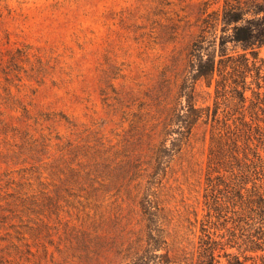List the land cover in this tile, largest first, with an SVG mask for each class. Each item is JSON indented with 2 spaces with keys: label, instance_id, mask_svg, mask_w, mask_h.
I'll use <instances>...</instances> for the list:
<instances>
[{
  "label": "rangeland",
  "instance_id": "374dc122",
  "mask_svg": "<svg viewBox=\"0 0 264 264\" xmlns=\"http://www.w3.org/2000/svg\"><path fill=\"white\" fill-rule=\"evenodd\" d=\"M226 2L264 0H0V264H118L152 236L181 264L209 237L220 264L254 256L229 213H207L210 149L242 138L243 108L228 90L215 100L217 74L197 81L205 110L184 127L192 45L218 51Z\"/></svg>",
  "mask_w": 264,
  "mask_h": 264
},
{
  "label": "trees",
  "instance_id": "16d2710c",
  "mask_svg": "<svg viewBox=\"0 0 264 264\" xmlns=\"http://www.w3.org/2000/svg\"><path fill=\"white\" fill-rule=\"evenodd\" d=\"M222 21L226 26H230L231 31L227 36L223 34L219 37L218 51L214 49L213 52H203L205 38L192 45L189 54L193 71L192 81H188L183 88L187 107L184 127L189 132L191 127L202 119V111L205 110L195 103L197 81L204 80L206 86L210 87L214 75L217 74L219 78H215V100L228 90L236 95V111L239 107L243 108L238 116V130L242 138H231V144L227 147L226 143L217 140V144L210 149L207 182L211 190L208 194L211 201H206L207 213L210 216L213 211L212 214L216 217H224L229 213L228 219L225 220L231 224V227L227 228L231 237L241 240L240 245H244V252L254 253V256L244 255V258L240 259L237 254L225 252L224 255L229 256L227 264H264V178L261 183L256 181L262 179L258 173L264 176V156L260 153V149L264 151V91L260 97V91L252 89L256 101L245 94L249 87L246 86L248 75L252 77L258 89L264 88V58L259 57L258 51V48L264 46V2H251L244 6L239 2L234 5L226 2ZM228 41L239 45L242 51L236 54L228 52L225 47ZM211 44L216 45V38ZM247 101H250V104L245 107ZM244 108L251 109L250 121L246 120ZM217 111L216 106L210 114L212 120L218 121ZM208 117L209 114L206 113V118ZM156 158L161 159L160 152L156 154ZM213 172H216L214 177L210 175ZM220 185H223V188H220ZM221 190L223 195L214 194L215 191ZM152 237L154 246L148 242L141 253L134 252V258L130 261L122 260L118 264H181L172 260L168 251L158 253L159 247L156 246V239ZM217 243L211 237L199 241L197 264H220L215 256ZM234 246L230 244V247ZM259 251L262 253L259 254ZM256 258L260 260L257 261Z\"/></svg>",
  "mask_w": 264,
  "mask_h": 264
}]
</instances>
